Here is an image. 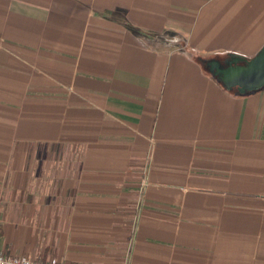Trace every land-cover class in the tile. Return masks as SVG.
<instances>
[{
    "label": "crops",
    "instance_id": "0c3cea01",
    "mask_svg": "<svg viewBox=\"0 0 264 264\" xmlns=\"http://www.w3.org/2000/svg\"><path fill=\"white\" fill-rule=\"evenodd\" d=\"M264 0H0V249L64 264H264Z\"/></svg>",
    "mask_w": 264,
    "mask_h": 264
},
{
    "label": "water",
    "instance_id": "95a60500",
    "mask_svg": "<svg viewBox=\"0 0 264 264\" xmlns=\"http://www.w3.org/2000/svg\"><path fill=\"white\" fill-rule=\"evenodd\" d=\"M210 73L228 89L246 94L264 87V46L251 58L229 54L208 61Z\"/></svg>",
    "mask_w": 264,
    "mask_h": 264
},
{
    "label": "built area",
    "instance_id": "2783aa9c",
    "mask_svg": "<svg viewBox=\"0 0 264 264\" xmlns=\"http://www.w3.org/2000/svg\"><path fill=\"white\" fill-rule=\"evenodd\" d=\"M0 264H64L59 258L51 257L46 261L30 256L6 254L0 249Z\"/></svg>",
    "mask_w": 264,
    "mask_h": 264
},
{
    "label": "trees",
    "instance_id": "16d2710c",
    "mask_svg": "<svg viewBox=\"0 0 264 264\" xmlns=\"http://www.w3.org/2000/svg\"><path fill=\"white\" fill-rule=\"evenodd\" d=\"M0 235H1V226H0Z\"/></svg>",
    "mask_w": 264,
    "mask_h": 264
}]
</instances>
